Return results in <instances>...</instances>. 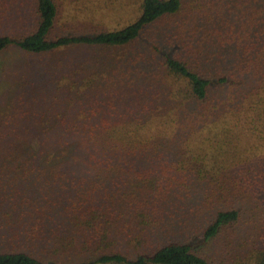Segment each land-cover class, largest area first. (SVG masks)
Returning <instances> with one entry per match:
<instances>
[{
    "label": "trees",
    "instance_id": "16d2710c",
    "mask_svg": "<svg viewBox=\"0 0 264 264\" xmlns=\"http://www.w3.org/2000/svg\"><path fill=\"white\" fill-rule=\"evenodd\" d=\"M237 1L0 0V51L56 62L51 117L0 132L32 184L0 196V264H264V0H240L242 36L197 24Z\"/></svg>",
    "mask_w": 264,
    "mask_h": 264
},
{
    "label": "rangeland",
    "instance_id": "374dc122",
    "mask_svg": "<svg viewBox=\"0 0 264 264\" xmlns=\"http://www.w3.org/2000/svg\"><path fill=\"white\" fill-rule=\"evenodd\" d=\"M24 1L32 3V0ZM192 1L194 0H184V16L180 14L179 19L185 18L187 8H189ZM240 5L241 1L239 0L227 13L219 18L217 16L213 20H197L198 26H201L198 33L202 36V39L205 38L207 42H210L222 35L228 37L244 35L246 33L243 30L244 21L242 20L244 19H239L237 12ZM13 7L16 8L17 15L11 19L8 26L9 31L19 34L30 28V26L33 27L35 16L31 6L23 8L14 4ZM166 25L167 23L156 25L153 33L158 28L166 27ZM66 28V24H62V20H60L52 35L57 36L68 31ZM74 49V51H82L79 48ZM119 57L118 55L104 54L102 62L95 65L97 69L103 70L104 68L112 73L111 79H108L105 84V88H113L114 86L117 87V84H121H114L115 77L119 82V79H122L120 74H125V72L114 70V66L116 68L119 62ZM55 63L50 61L49 56H38L24 52L17 47L0 51V132L24 133L29 130V127L31 131H35L38 130L37 125L42 126L45 123L44 119L51 117L50 115L54 111L52 107L54 87L51 83V77H53L51 72L55 70ZM142 82L145 81H131L132 87L142 85ZM24 175L16 166H0V196L3 197L8 192H14V190L17 193V188L20 187L32 186L30 182L22 181L21 176ZM26 176H28L27 173ZM217 249H220L217 241L214 243L208 242L202 246L201 252L219 258L223 254L220 251L216 252Z\"/></svg>",
    "mask_w": 264,
    "mask_h": 264
}]
</instances>
